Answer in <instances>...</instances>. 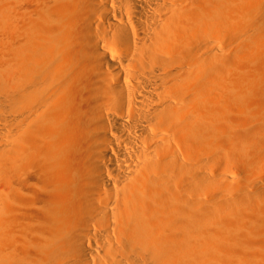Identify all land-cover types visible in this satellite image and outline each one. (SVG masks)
Listing matches in <instances>:
<instances>
[{
    "label": "bare ground",
    "instance_id": "obj_1",
    "mask_svg": "<svg viewBox=\"0 0 264 264\" xmlns=\"http://www.w3.org/2000/svg\"><path fill=\"white\" fill-rule=\"evenodd\" d=\"M0 264H264V0H0Z\"/></svg>",
    "mask_w": 264,
    "mask_h": 264
}]
</instances>
